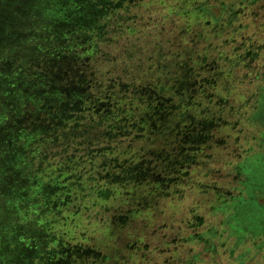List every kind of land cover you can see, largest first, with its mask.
<instances>
[{"label": "rangeland", "instance_id": "obj_1", "mask_svg": "<svg viewBox=\"0 0 264 264\" xmlns=\"http://www.w3.org/2000/svg\"><path fill=\"white\" fill-rule=\"evenodd\" d=\"M0 264H264V0H0Z\"/></svg>", "mask_w": 264, "mask_h": 264}]
</instances>
